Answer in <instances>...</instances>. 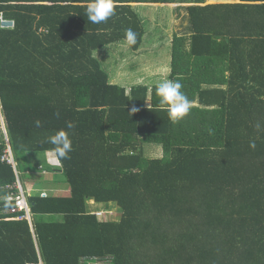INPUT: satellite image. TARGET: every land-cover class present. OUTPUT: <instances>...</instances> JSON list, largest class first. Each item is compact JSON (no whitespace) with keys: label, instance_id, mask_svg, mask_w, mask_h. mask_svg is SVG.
<instances>
[{"label":"trees","instance_id":"obj_1","mask_svg":"<svg viewBox=\"0 0 264 264\" xmlns=\"http://www.w3.org/2000/svg\"><path fill=\"white\" fill-rule=\"evenodd\" d=\"M206 1L115 0V15L95 24L88 0H0L15 24L0 26V126L15 162L3 160L0 132V264H264V0ZM131 4L188 5L169 79L192 106L177 123L157 84H112L94 56L129 28L140 48ZM61 129L73 151L48 164ZM19 183L31 221L7 200ZM91 200L119 206L121 220L99 222Z\"/></svg>","mask_w":264,"mask_h":264},{"label":"rangeland","instance_id":"obj_2","mask_svg":"<svg viewBox=\"0 0 264 264\" xmlns=\"http://www.w3.org/2000/svg\"><path fill=\"white\" fill-rule=\"evenodd\" d=\"M206 2H207L206 4H210V3H212V4L213 3H234V2L236 3V2H240V0H207ZM186 5L182 6V8L185 10H181V11L175 10L174 15L172 14V9L174 10L175 7L176 8L179 7L177 5H175V7L174 6H167L165 8H159V9H163V11H165V12L161 13V15L163 17L165 16L166 17L165 19H167L168 22L164 23L162 21L160 23L161 25L158 26V28H156L153 31L154 37H156L155 41H154V38L151 40L149 37H146V43L145 44H146V46H150V45L156 43L158 46H161L160 49H158V50L155 49V51L153 53H150V55L146 54L143 57H140V55L139 56L135 55L132 52V50L129 48H126V49L119 48L118 49L119 54L117 57V58H119V60L116 59L115 64H113V61H111V59H108L106 62H103L106 70L110 72L111 83L123 85V87H126L129 90L132 85H135V86L151 85V86H153L155 84H158V82H160L161 80L169 79V76H170L169 72H167L166 70H163V69H159L161 67V65L167 61V59L169 61V59L171 58V49H170V47L167 48V46H164V44L165 43L171 44L172 36L169 38V40L167 42L165 33L175 31L177 34H187L188 27H189V19H188L189 17H188L187 10H186V7L188 5L187 6ZM6 21H8V20H6ZM8 23H12V21H8ZM0 26L2 27L1 20H0ZM147 30L149 32L150 27H148ZM169 35H171V33ZM106 49H103V50L96 52V56L98 57L99 60H102L101 55ZM158 57H160V58H158ZM150 59H152V61H150ZM141 61L144 62V65L146 67H150L152 70H154V72L157 73V70H158L160 73L159 74L160 76H156L154 79L146 78L147 79L146 81L140 82L139 79H138L139 81L137 80V78H139V76L137 74H130V76L126 75V69L129 71L130 69H132L134 67L140 66ZM112 69L116 70V74L112 73ZM113 75H115V76H113ZM125 75L127 76V79H126ZM130 83H132V84H130ZM150 104L151 103L148 100L147 105H150ZM195 105H197V104L195 103ZM0 132L2 133V135H4L5 140L7 142L8 137L6 135V129L3 127V125L0 126ZM2 135L0 137H2ZM9 151L10 150L8 148V150L6 151L7 155L3 157V160H6L8 163H13L11 158H9V160H7V157L9 156ZM145 152H146V155L151 159L163 157L162 147L159 145H156V144H146ZM39 155H41V154H36V155H34V157H36L38 159V158H40V157H38ZM45 158H46V161L48 164L58 165L57 160L52 158L49 153L46 154ZM45 175H46V177L50 176L48 173H46ZM63 186H64V183H63ZM29 188H30V190H32L31 187H29ZM48 188L45 189V193H43L44 195H56L57 196V194L63 195V193L61 191H67L68 192V190L60 189V191H59L57 188L53 189V190H52V188L51 189H48ZM30 190L28 189L30 194L36 193V191H34V189H33V192H31ZM49 190H51V191H49ZM66 195H69V193L65 194V196ZM92 202L91 201L89 202V204H90L89 207L91 208L90 210L93 209L92 211L96 212V215L98 216V218L100 220H105V221L108 220V221H114V222L121 220V218L123 216V212L120 211L119 206H117V205L115 206V204L109 203L110 204L109 207H111V210H110V208L108 210L107 209L108 204L105 205V203H100L101 204L100 208L102 210V211H100L98 209L99 207L93 206L94 203H92ZM82 264H103V261H99V260L98 261H91V260L85 261V259H83ZM104 264H106V263H104Z\"/></svg>","mask_w":264,"mask_h":264},{"label":"clouds","instance_id":"obj_3","mask_svg":"<svg viewBox=\"0 0 264 264\" xmlns=\"http://www.w3.org/2000/svg\"><path fill=\"white\" fill-rule=\"evenodd\" d=\"M85 15L88 21L100 24L115 15V0H88ZM124 43L128 47L137 44V33L131 28L126 29ZM182 83L175 79H164L158 82L155 88L156 95L159 97L158 106L166 109L170 121L177 123L183 120L190 112L192 103L181 91ZM138 111L136 108L132 109V113ZM59 117V112L56 113ZM37 127L41 126L39 120L35 121ZM75 125L67 122V128L73 129ZM48 143L54 147L48 149L47 152L52 158L57 161L70 159V153L73 151V143L68 132L61 129L54 135L48 138ZM251 148H255V143L250 144ZM108 221V220H107Z\"/></svg>","mask_w":264,"mask_h":264},{"label":"crops","instance_id":"obj_4","mask_svg":"<svg viewBox=\"0 0 264 264\" xmlns=\"http://www.w3.org/2000/svg\"><path fill=\"white\" fill-rule=\"evenodd\" d=\"M175 5H177V6H179V7H175ZM184 5H186V4H167V5H162V4H131V6L133 7V10H134V12L137 14V16H138V18L140 19V22H141V25H142V27H143V29H144V36H143V40H142V44L140 45V48L138 49V50H133L131 47H128V46H126V44L124 43V41H122V42H118V43H114V44H110V45H108V46H106V47H104V48H102V49H100V50H103V49H106L103 53H102V55H101V59L102 60H99L98 59V57L96 56V52H98V51H100V50H98V51H96L95 53H94V56L100 61V63H101V65H102V68H103V70L104 71H106L108 74H109V78H110V72L109 71H107L106 70V68H105V66H104V63L103 62H106L108 59H111V61H113V64H115L116 63V59H118L119 60V58H117L118 57V49L119 48H124V49H126V48H129V49H131L132 50V52L135 54V55H137V56H139L140 55V57H143L144 55H146V54H148V55H150V53H153L154 51H155V49H160L161 48V46H158L156 43H154V44H152V45H150V46H146V37H149L151 40L154 38V41H155V38L156 37H154V33H153V31L156 29V28H158V26H160L161 24V22L163 21L164 23L165 22H168V20L167 19H165L166 17L164 16H162L161 15V13H163V12H165V11H163V9H159V8H165V7H167V6H174L175 7V9L173 10L172 9V14L174 15V13H175V10H177V11H181V10H185V9H183L182 8V6H184ZM187 6V5H186ZM165 10V9H164ZM188 14V13H187ZM2 14H0V16H1ZM3 16V15H2ZM162 16V17H161ZM154 26V27H153ZM148 27H150V31L148 32V30H147V28ZM2 28V27H1ZM154 28V29H153ZM171 33V35H169ZM186 34H177L175 31H172V32H166L165 33V36H166V41L168 42V40H169V38L172 36V40H171V44H164V46H167V48L168 47H170V49H171V58L169 59V61H168V59H167V61L165 62V63H163L162 65H161V67L159 68V69H163V70H166L167 72H169V75L171 74V64H172V45H173V40H174V37L175 36H185ZM149 39V40H150ZM170 45V46H169ZM156 50V51H157ZM157 58V57H156ZM158 58H160V57H158ZM150 61H152V59H150ZM128 64V63H127ZM149 69V70H148ZM157 69V68H156ZM155 69V70H156ZM112 73L113 74H116V70L115 69H112ZM130 74H137L138 76H139V78H137V80L139 79L140 80V82H143V81H146L147 79L146 78H152V79H154L156 76H160L159 74V71L157 70V73L156 72H154V70H152L150 67H146L145 65H144V62L143 61H141V63H140V66H137V67H134V68H132V69H130L129 71L126 69V75H129L130 76ZM125 75V76H126ZM113 76H115V75H113ZM126 79H127V76H126ZM138 80V81H139ZM127 81V80H126ZM111 82V81H110ZM113 84V83H112ZM130 84H132V83H130ZM135 84V83H134ZM115 85H119V84H115ZM120 86H123V85H120ZM133 86H135V85H132L131 87H133ZM150 86V85H149ZM126 88V87H125ZM130 90V89H129ZM128 90V91H129ZM0 114H1V109H0ZM1 121H4V119L3 118H1ZM8 137V136H7ZM7 144H8V148H9V150H10V152L12 153V151H11V147H10V143H9V139H7ZM12 161H13V164L15 163L14 162V157H13V154H12ZM16 165V164H15ZM31 188H33V186H31ZM34 189V188H33ZM33 189L32 190H30L31 192H33ZM34 191H36V190H34ZM60 191V190H59ZM62 193H63V195H58L57 194V196H65V194H70V192H69V190H68V192L67 191H61ZM33 194V193H32ZM54 196H56V195H54ZM93 201V202H92ZM28 202V201H27ZM91 202L92 203H94V205L93 206H96V207H99L98 209L100 210V211H102L101 210V204L100 203H96L94 200H91ZM111 204V203H110ZM110 204H105V205H107L108 206V210H109V208H110V210H111V207H109V205ZM28 205H29V203H28ZM113 206V205H112ZM95 207V208H96ZM106 207V206H105ZM91 209V208H90ZM93 210V209H92ZM107 210V211H108ZM31 211H30V206H29V218H28V220H30L31 221ZM91 215H93V216H95L97 219H98V221L99 222H101V223H104V222H107V221H105V220H100L99 218H98V216L96 215V212H94V211H92L91 212Z\"/></svg>","mask_w":264,"mask_h":264},{"label":"built area","instance_id":"obj_5","mask_svg":"<svg viewBox=\"0 0 264 264\" xmlns=\"http://www.w3.org/2000/svg\"><path fill=\"white\" fill-rule=\"evenodd\" d=\"M0 20L2 23V28L3 29H14L15 25L12 23H8V21L5 20V18L1 15L0 16ZM7 22V23H6ZM9 158L12 159V153L9 151V156L7 157V160H9ZM17 188L20 191L19 195H16L15 193H12L13 195L8 197V201H14L16 208L12 210L13 213H18V212H24L25 213V218H29V205L27 202V198L25 195L24 190L22 189L20 183L18 184ZM99 259H95V260H91V261H98ZM85 261H87V259H85ZM99 261H103V264L106 263V260H99Z\"/></svg>","mask_w":264,"mask_h":264}]
</instances>
